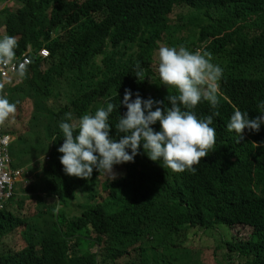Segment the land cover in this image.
<instances>
[{"label": "trees", "instance_id": "obj_1", "mask_svg": "<svg viewBox=\"0 0 264 264\" xmlns=\"http://www.w3.org/2000/svg\"><path fill=\"white\" fill-rule=\"evenodd\" d=\"M5 5L0 28L17 46L4 70L23 55L32 63L1 77L0 97L16 108L0 127L16 138L12 169L30 172L22 196L13 192L0 210V264H176L172 254L185 249L189 232L217 227L251 232L225 243L227 264H264V126L243 130L239 142L226 128L234 108L252 119L264 100V0H0ZM178 26L223 69L217 106L189 109L197 118L216 113L208 155L194 171L174 172L138 149L132 162L113 166L120 175L103 181L100 195L93 185L103 170L87 180L65 175L56 149L66 114L78 119L113 103L109 136L118 140L125 89L168 106L174 91L158 79L156 50ZM42 48L46 59L37 56ZM79 190L87 195L82 214L67 217Z\"/></svg>", "mask_w": 264, "mask_h": 264}, {"label": "clouds", "instance_id": "obj_2", "mask_svg": "<svg viewBox=\"0 0 264 264\" xmlns=\"http://www.w3.org/2000/svg\"><path fill=\"white\" fill-rule=\"evenodd\" d=\"M16 46L17 40L14 36H0V68L13 61ZM43 49L47 48H42L37 56L46 59L49 54L43 57L40 54ZM14 60L17 69L23 62L28 61L29 64L8 77L25 71L32 63L29 54ZM155 71L161 85L174 91V94L165 98L168 106L162 107L163 101L142 99L138 94L125 89L120 104L126 111L122 116L118 115L115 124L118 140L109 136L112 127L108 118L114 109L111 102H105L94 113L83 114L78 119L66 114V119L58 122L63 142L56 151L61 154L59 164L65 175L87 180L93 170H103L105 176L110 180L114 179L113 166L132 162L138 154V149H141L150 161L160 162L174 172H183L186 169L194 171L193 165L208 155V149L216 142V129L211 126L216 113L197 118L189 109L202 101L208 102L212 108L217 106L222 67L212 63L211 53L208 51H189L183 46L162 45L156 50ZM1 77L0 75V79ZM257 107L259 115L252 119H249L247 111L233 109L226 128L235 134L236 142L243 139V130L256 132L264 126V100L259 101ZM15 108L14 103L0 97V121L14 113ZM156 124L159 127L154 131L152 125ZM4 135L15 141L12 135ZM8 151L11 170L20 172V176L14 181L15 192L16 183L22 181L23 171L12 169L10 147ZM10 202L11 199L5 203V208Z\"/></svg>", "mask_w": 264, "mask_h": 264}, {"label": "rangeland", "instance_id": "obj_3", "mask_svg": "<svg viewBox=\"0 0 264 264\" xmlns=\"http://www.w3.org/2000/svg\"><path fill=\"white\" fill-rule=\"evenodd\" d=\"M5 6L1 8L4 9ZM260 18H264V15L259 16ZM3 23V20L2 22ZM186 25V24H185ZM207 24L205 23L204 26ZM182 26V25H181ZM181 26L174 27L169 31V38L165 39V43L172 41L173 39L180 40L181 45L185 47L189 51H195L197 49L202 50L206 44L193 46V40L189 35L188 31H181ZM188 30H191L190 26H188ZM4 35V28H0V36ZM172 39V40H171ZM161 42L160 46H167ZM6 96V95H5ZM28 117L23 123L19 125L20 129H24L29 127V123H27ZM115 178H117L120 174L117 175L116 172ZM28 171L23 170L22 181L16 183L15 192L22 196V190L29 185V178L27 176ZM108 177L106 176L100 182L98 181L93 185L94 190L97 194L101 193V183L105 181ZM31 181V180H30ZM25 196V195H24ZM87 195L83 190H79L76 194V199L73 201V205L70 208L64 209V213L67 217H78L82 214L84 209L82 204L84 202V198ZM16 203V202H15ZM34 201L24 200L23 207H28L32 205ZM15 206H18L15 204ZM44 216V215H43ZM58 218V217H57ZM57 218H55L57 220ZM60 221V219H59ZM238 231V233L236 232ZM234 232L229 230L226 227H217L212 231L205 230H192L189 232V240L188 243L184 246L185 249L180 251H174L172 256L176 264H227L226 261V250L225 243L232 242L234 237L239 238L241 241H246L249 239L251 232L249 230L238 229Z\"/></svg>", "mask_w": 264, "mask_h": 264}, {"label": "built area", "instance_id": "obj_4", "mask_svg": "<svg viewBox=\"0 0 264 264\" xmlns=\"http://www.w3.org/2000/svg\"><path fill=\"white\" fill-rule=\"evenodd\" d=\"M49 51L43 49L41 55L47 57ZM27 63V64H26ZM21 63L17 69V66H12L9 71L0 68V75L2 77H8L11 73H15L17 70H23L28 61ZM13 139L10 136L4 135L0 128V210H3L5 203L12 198L13 186L16 178L20 176V172H14L11 170V159L9 157V147Z\"/></svg>", "mask_w": 264, "mask_h": 264}, {"label": "bare ground", "instance_id": "obj_5", "mask_svg": "<svg viewBox=\"0 0 264 264\" xmlns=\"http://www.w3.org/2000/svg\"><path fill=\"white\" fill-rule=\"evenodd\" d=\"M12 62H13V61H12ZM30 122H31V121H30ZM30 122H29V123H30ZM33 127H34V126H33ZM33 127H32V128H33ZM0 128H1V127H0ZM12 168H13V167H12ZM17 193H18V192H17ZM15 197H17V196H15ZM16 199H17V198H16ZM7 208H8V207H7Z\"/></svg>", "mask_w": 264, "mask_h": 264}, {"label": "crops", "instance_id": "obj_6", "mask_svg": "<svg viewBox=\"0 0 264 264\" xmlns=\"http://www.w3.org/2000/svg\"><path fill=\"white\" fill-rule=\"evenodd\" d=\"M15 140H16V138H15ZM30 172V170H28V173Z\"/></svg>", "mask_w": 264, "mask_h": 264}]
</instances>
